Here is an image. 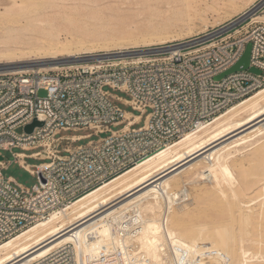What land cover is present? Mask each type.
Masks as SVG:
<instances>
[{"label": "built area", "instance_id": "obj_1", "mask_svg": "<svg viewBox=\"0 0 264 264\" xmlns=\"http://www.w3.org/2000/svg\"><path fill=\"white\" fill-rule=\"evenodd\" d=\"M238 21L128 55L97 54L56 70L0 73V156L15 148L32 151L13 152L14 162L38 179L25 187L2 174L10 163L0 161V244L264 87V22L241 32ZM249 43V68L218 79ZM35 120L43 125L26 132ZM69 131L85 134H64ZM25 158L42 162L30 166ZM122 255L101 251L87 264H123ZM32 264L78 261L68 247Z\"/></svg>", "mask_w": 264, "mask_h": 264}, {"label": "bare ground", "instance_id": "obj_2", "mask_svg": "<svg viewBox=\"0 0 264 264\" xmlns=\"http://www.w3.org/2000/svg\"><path fill=\"white\" fill-rule=\"evenodd\" d=\"M56 3L57 0H0V73L36 66L56 70L91 59L86 56L92 54V48H84L89 50L85 53L76 49L79 53H75L70 48L72 44L127 38L86 34L73 40L62 38L60 32L48 35L25 31V24H66L64 17L59 18ZM47 11L51 12L49 17L45 16ZM130 115L127 113V118ZM245 160L254 164L247 168ZM252 171L257 177L264 176V87L65 209L1 243L0 264H32L68 247L75 249L78 264H87L101 251L108 255L122 251L123 264H264L261 235L257 239V233L245 227L255 218L264 220V182L257 197L248 202L223 203L221 211L229 214L225 218L190 223L192 210L179 207L191 196L187 185L200 180L215 182L222 196L226 194L224 187L229 186V194L239 198L254 186L250 187L254 182L250 178ZM255 201L261 202L260 210L250 212L248 208ZM234 221L239 226L232 227Z\"/></svg>", "mask_w": 264, "mask_h": 264}, {"label": "rangeland", "instance_id": "obj_3", "mask_svg": "<svg viewBox=\"0 0 264 264\" xmlns=\"http://www.w3.org/2000/svg\"><path fill=\"white\" fill-rule=\"evenodd\" d=\"M60 1L63 0H57L56 4L58 5L56 9L59 10V18L61 19L64 17L66 24L61 25L57 21L48 24H25V31H30L33 34L46 33L48 35H56L60 32L62 38L68 37L73 40H78L80 39L79 37H83L86 34L98 35L100 37H117L119 35L127 36V38L120 39L116 42L106 41L105 43L98 44L86 43L85 45H70V48H73L75 53H79L76 49H80L81 53H85L89 50L84 48H92L90 50L92 51V54H89L90 56L105 53L122 55L132 51L182 41L238 18L239 21L237 28L238 30H241V32L250 30V28L257 22H264V0H68L70 2L67 4H63V2ZM257 6L259 9L257 8L258 10H254ZM190 8L191 10H189ZM251 9L254 10V13L252 12L253 15H250L252 11ZM50 15L51 12L48 11L45 14L47 17ZM10 33L15 34V32H9V34ZM236 35H238V33H236ZM35 69H38V66H36ZM117 93L121 96H125L123 93ZM45 95L46 92L44 90L39 91L40 97H44ZM121 107L127 111H132L130 107L123 105H121ZM23 131L24 128L22 127L17 129V132L19 133H22ZM64 134L83 135L85 133L69 131L64 132ZM102 136H105V134ZM93 139H97V137H93ZM86 142H88V139L76 142L75 145H83ZM13 152H24L29 154L32 151H23L20 148H15L12 152L4 151V161L10 163V165L7 169L2 170V174L6 178L13 177L25 187L31 188L38 183V179L23 166L14 162L15 158ZM238 155V158H242L241 156H243L240 154ZM25 162L26 164L33 166L40 164L42 161L33 158H25ZM251 164H254L251 160H245V167L249 168ZM236 170L238 171V168H236ZM255 173L256 171H252L251 176L255 175ZM251 176L250 178H252L254 182L250 184V187L254 186L246 190V192L249 190L248 193H243L244 195L242 194L239 198L235 199L229 194L231 193V188L229 186L224 187L226 194L225 196H222L223 194L219 191L221 187L216 185L212 180H200L192 185H187L191 196L179 205V207L183 206L192 210L193 214L189 219L190 223H203L210 221L212 218H225L226 216H229V214L222 212L220 207L223 203L226 204V201L234 205L236 202H248L252 198L257 197L259 190L262 188L264 176ZM257 179H261V181H257ZM213 192L215 194H212ZM202 196L204 198H202ZM253 203L255 204L248 209H252L250 212H258L260 210L261 202L255 201ZM259 220L258 218H255L251 220L252 222L249 221L247 224L245 223L246 226H244L247 230L257 233L255 235L257 239H259V236L261 235L263 239L261 240L264 241V236H262L264 234V220ZM254 221L257 222L255 223ZM234 226H239L238 221H234L232 227ZM253 250L259 251L255 248H253ZM260 251H263L264 253V250L260 249Z\"/></svg>", "mask_w": 264, "mask_h": 264}, {"label": "water", "instance_id": "obj_4", "mask_svg": "<svg viewBox=\"0 0 264 264\" xmlns=\"http://www.w3.org/2000/svg\"><path fill=\"white\" fill-rule=\"evenodd\" d=\"M251 49H252V44L249 43L247 46H246V50L242 56V58L239 60V62L234 65L232 68H230L229 70H227L225 73L221 74L220 76H218L217 78L218 79H221L222 77L232 73V72H236V71H241V70H245V69H248L249 68V65H250V58H251ZM251 71L255 72V73H260L258 70L256 69H251ZM43 125L42 122L38 121V120H35L32 124L28 125L26 127V132L28 133H31L35 127L37 126H41ZM3 157L0 156V161H3Z\"/></svg>", "mask_w": 264, "mask_h": 264}]
</instances>
